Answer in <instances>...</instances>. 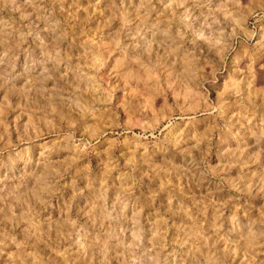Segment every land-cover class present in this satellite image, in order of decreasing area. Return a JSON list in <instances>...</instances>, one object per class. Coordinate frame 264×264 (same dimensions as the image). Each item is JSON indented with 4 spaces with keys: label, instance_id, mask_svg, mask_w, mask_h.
<instances>
[{
    "label": "clouds",
    "instance_id": "obj_1",
    "mask_svg": "<svg viewBox=\"0 0 264 264\" xmlns=\"http://www.w3.org/2000/svg\"><path fill=\"white\" fill-rule=\"evenodd\" d=\"M0 264H264V0H0Z\"/></svg>",
    "mask_w": 264,
    "mask_h": 264
}]
</instances>
